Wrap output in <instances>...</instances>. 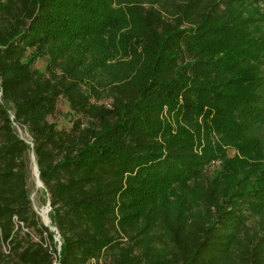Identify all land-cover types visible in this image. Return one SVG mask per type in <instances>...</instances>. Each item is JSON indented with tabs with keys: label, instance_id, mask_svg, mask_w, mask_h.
Listing matches in <instances>:
<instances>
[{
	"label": "trees",
	"instance_id": "16d2710c",
	"mask_svg": "<svg viewBox=\"0 0 264 264\" xmlns=\"http://www.w3.org/2000/svg\"><path fill=\"white\" fill-rule=\"evenodd\" d=\"M54 254L264 264V0H0V264Z\"/></svg>",
	"mask_w": 264,
	"mask_h": 264
},
{
	"label": "rangeland",
	"instance_id": "374dc122",
	"mask_svg": "<svg viewBox=\"0 0 264 264\" xmlns=\"http://www.w3.org/2000/svg\"><path fill=\"white\" fill-rule=\"evenodd\" d=\"M45 66V60L44 59H38L35 63L36 68H44ZM104 103H107V100L103 101ZM75 118V116L72 115L68 103L65 99L60 98L58 101V111L50 117L51 121H54L57 124L58 128H66L68 129L71 124L72 120ZM15 130L19 137L23 138L25 141L30 142V136L27 133L25 129H21L19 126H15ZM233 152H229V154H232ZM37 171L36 166L33 160L31 159V152L28 155V177H27V188L29 190V198L31 200L32 208L36 212L37 216L39 217V220L42 224H47L49 226L50 230H54L53 226L50 225V220L48 217L49 212V206L47 204V201L45 199V196L43 194L42 186L39 185V181L37 180ZM46 244L49 243V240L45 238L44 241ZM54 242L56 243V249L59 250V239L58 237H54ZM6 243H1V251L4 254L6 253ZM7 260L4 258L1 260V264H5ZM54 264H58L57 259H55ZM90 264H111L110 260L108 258H102L100 261L95 262L92 261Z\"/></svg>",
	"mask_w": 264,
	"mask_h": 264
},
{
	"label": "water",
	"instance_id": "95a60500",
	"mask_svg": "<svg viewBox=\"0 0 264 264\" xmlns=\"http://www.w3.org/2000/svg\"><path fill=\"white\" fill-rule=\"evenodd\" d=\"M21 138V137H20ZM21 139H23V138H21ZM24 140V139H23ZM25 141V140H24ZM25 142H27V141H25ZM29 143V142H28ZM31 159L33 160V162L35 163V166H36V171H37V175H36V177H37V180L39 181V185L40 186H42L43 187V183H42V181H41V179H40V176H39V171H38V166H37V163H36V161H35V157H34V155H33V153L31 152ZM47 204H48V206H49V201H47ZM49 210H50V207H49ZM45 226H48L47 224H44ZM49 227V226H48ZM53 229L55 230V228L53 227Z\"/></svg>",
	"mask_w": 264,
	"mask_h": 264
},
{
	"label": "built area",
	"instance_id": "2783aa9c",
	"mask_svg": "<svg viewBox=\"0 0 264 264\" xmlns=\"http://www.w3.org/2000/svg\"><path fill=\"white\" fill-rule=\"evenodd\" d=\"M57 257H58V255L57 254H54V262H55V259H57Z\"/></svg>",
	"mask_w": 264,
	"mask_h": 264
}]
</instances>
